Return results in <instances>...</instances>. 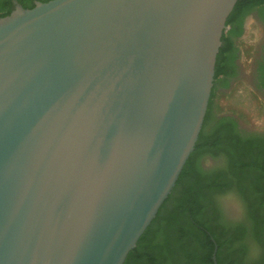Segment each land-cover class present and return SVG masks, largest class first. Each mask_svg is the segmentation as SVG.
Returning a JSON list of instances; mask_svg holds the SVG:
<instances>
[{
    "label": "water",
    "instance_id": "95a60500",
    "mask_svg": "<svg viewBox=\"0 0 264 264\" xmlns=\"http://www.w3.org/2000/svg\"><path fill=\"white\" fill-rule=\"evenodd\" d=\"M237 2L52 0L0 18V264L125 263L195 149Z\"/></svg>",
    "mask_w": 264,
    "mask_h": 264
},
{
    "label": "trees",
    "instance_id": "16d2710c",
    "mask_svg": "<svg viewBox=\"0 0 264 264\" xmlns=\"http://www.w3.org/2000/svg\"><path fill=\"white\" fill-rule=\"evenodd\" d=\"M18 1L24 9L35 6L33 0ZM256 6L264 8V0H238L230 14L216 59L214 87L195 149L171 194L124 264H213L215 246L217 264H241L240 255L251 253L255 255L253 264H264V136L243 138L234 119L216 120L224 114L214 104L217 84L224 90L230 87L229 81L222 79L226 75L225 61L233 69L229 76H237L239 48L234 46L233 39L244 35V18ZM13 10L12 0H0V18ZM257 74L264 88V51L257 62ZM215 112L217 122L208 143L204 131ZM217 148L224 150V169L211 173L194 169L199 155ZM234 188L247 200L249 224H231L222 216L218 195ZM246 239L254 240L257 245H241Z\"/></svg>",
    "mask_w": 264,
    "mask_h": 264
},
{
    "label": "rangeland",
    "instance_id": "374dc122",
    "mask_svg": "<svg viewBox=\"0 0 264 264\" xmlns=\"http://www.w3.org/2000/svg\"><path fill=\"white\" fill-rule=\"evenodd\" d=\"M262 22H252L247 25L246 34L241 41L239 58L237 60L240 75L239 82L231 92L225 96H217L214 104L225 115L237 117L244 129H253L256 132L264 131V93L260 92L255 84L253 66L257 70V56L259 45L264 38ZM226 167V163H222ZM221 212L224 220L231 224H249L248 203L237 189H226L218 195ZM256 246V242L251 240Z\"/></svg>",
    "mask_w": 264,
    "mask_h": 264
},
{
    "label": "flooded vegetation",
    "instance_id": "af4514ba",
    "mask_svg": "<svg viewBox=\"0 0 264 264\" xmlns=\"http://www.w3.org/2000/svg\"><path fill=\"white\" fill-rule=\"evenodd\" d=\"M15 3L20 4V2L18 0H12V5L15 8ZM36 3H41L39 0H33L32 1V5H35ZM22 6V5H21ZM263 6H256L254 7L249 13L248 15L245 16L244 18V35L242 37H240L239 39H233L234 41V46L237 48H240V44L242 39L244 38L245 34H246V29H247V25L249 24V22L252 20V22H254L255 24L258 23L259 21L262 22V26L264 27V21L262 20L261 14H263L262 11H264V8H262ZM264 51V38L262 40V42L259 45V54L257 56V62L259 60H261L262 54ZM256 62V63H257ZM224 65V69L226 71V75H224L222 77V79L224 80H228L230 87L227 90H224L220 87V83L217 84V91H216V97L220 96L223 93H227V92H231L233 91V89L235 88V86L237 85V83L239 82V68H238V64L236 62V73L237 76L236 77H232L229 76L233 69H231V66L229 65L228 61H225ZM253 75L254 77H256L255 79V84L256 87L258 88V90L262 93H264V88L262 86H260L259 80H258V74H257V70L256 67L253 66ZM260 86V87H259ZM217 115V112H215V115H211V119L209 124L206 126L205 131H204V135L206 136V142H211L212 137H213V129L216 125V120L220 119L221 117H231L232 119H234L237 123H238V132L241 134V136L243 138H247L250 136H254V135H260V136H264V131L263 132H256L253 129H244L242 127V122L235 116H231V115H221V116H217L218 118L215 120V117ZM210 145V144H209ZM223 148L222 149H213V150H206L204 152V154L199 155V157H197V159L194 161V169L196 170H201L202 172L205 173H211V172H216V171H220L223 165L222 163H226V157L224 156V152H223ZM241 245H245L246 247L249 245H252V242L249 239H246L244 241H242ZM255 255L254 254H247L246 256L244 255H240V262L241 264H253V261L255 260Z\"/></svg>",
    "mask_w": 264,
    "mask_h": 264
}]
</instances>
